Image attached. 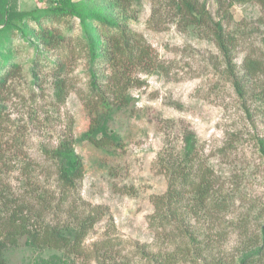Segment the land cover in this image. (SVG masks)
Wrapping results in <instances>:
<instances>
[{"label": "trees", "instance_id": "obj_1", "mask_svg": "<svg viewBox=\"0 0 264 264\" xmlns=\"http://www.w3.org/2000/svg\"><path fill=\"white\" fill-rule=\"evenodd\" d=\"M9 1L0 0V137L9 85L22 76L14 42L23 39L33 48L30 74L35 81L54 77L59 102L69 92L67 78H61L63 72L84 60L87 87L82 99L90 123L78 140L97 148L119 145L121 137L113 123L122 111H132L129 90L144 84L139 74L159 71L163 65L143 34L131 26L142 0H50L46 6L28 10L10 8ZM150 1L154 3L150 27L168 12L183 27L208 33L226 65L224 75L236 95L245 99L246 83L262 72L263 62L246 55L240 68L243 72L236 74L237 36L227 31L224 19H215L205 1ZM248 1L264 7V0H230V4ZM74 142L64 137L54 147L42 149L45 164L38 171L50 167L54 192L40 189L29 179L30 166L36 165L31 161L19 168L25 176L24 186L30 189L19 196L7 194L6 188L0 192V264H8L7 250L22 237L34 252L26 264H264V215L257 233L240 241L243 250L237 260H227L221 251L220 239L226 234L221 225L228 223V231L241 238L248 222L226 218L234 199L223 191L213 167L200 157L191 130L182 132L179 149L165 147L158 156L167 187L152 197L155 210L147 220L152 241H131L105 232L86 245L106 210L80 196L84 163ZM258 146L264 159V139H259ZM4 150L0 141V163L7 166ZM201 223H205L203 228ZM48 251L52 252L42 259Z\"/></svg>", "mask_w": 264, "mask_h": 264}, {"label": "rangeland", "instance_id": "obj_2", "mask_svg": "<svg viewBox=\"0 0 264 264\" xmlns=\"http://www.w3.org/2000/svg\"><path fill=\"white\" fill-rule=\"evenodd\" d=\"M49 1L10 0L9 7L28 10ZM199 1H205L212 16L223 18L227 31L237 36L233 58L236 74L243 72L240 68L246 55L263 62L262 72L246 83L249 91L245 99L236 95L224 75V60L204 29L185 28L168 12L150 27L154 3L142 0L131 26L143 34L163 65L159 71L139 74L144 84L129 90L132 111H122L113 123L121 143L97 148L78 140L90 123L82 99L87 87L84 60L63 72L61 78H67L69 92L59 102L54 77L35 81L29 69L33 48L27 40H15V60L22 64V76L11 81L7 92L0 141L11 168L0 163V192L6 188L7 194L19 196L30 189L24 186L25 176L19 171L27 161L38 165L30 166L29 179L40 189L54 192L50 167L43 173L38 171L45 164L42 149L54 147L64 137L72 138L84 163L80 196L106 210L85 244L105 232L150 243L153 235L147 220L155 210L152 197L167 187L158 156L165 147L179 149L182 132L191 130L200 157L213 167L223 191L234 199L226 218L248 222L247 233L241 238L228 231V223L221 225L226 234L219 247L227 260H237L243 250L240 241L257 233L264 215V159L258 146L259 139H264V7L253 1ZM201 225L203 228L205 223ZM49 252L42 254V259ZM32 253L22 237L5 255L8 264H26Z\"/></svg>", "mask_w": 264, "mask_h": 264}]
</instances>
